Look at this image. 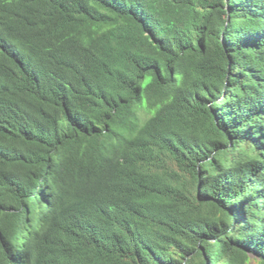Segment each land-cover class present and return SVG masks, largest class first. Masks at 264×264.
Listing matches in <instances>:
<instances>
[{
  "label": "trees",
  "instance_id": "trees-1",
  "mask_svg": "<svg viewBox=\"0 0 264 264\" xmlns=\"http://www.w3.org/2000/svg\"><path fill=\"white\" fill-rule=\"evenodd\" d=\"M0 264H264V0H0Z\"/></svg>",
  "mask_w": 264,
  "mask_h": 264
}]
</instances>
